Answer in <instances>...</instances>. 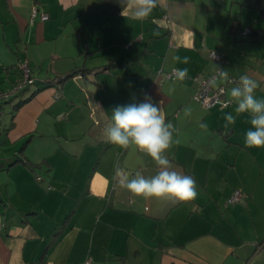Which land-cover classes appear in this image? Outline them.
I'll use <instances>...</instances> for the list:
<instances>
[{
  "label": "crops",
  "instance_id": "0c3cea01",
  "mask_svg": "<svg viewBox=\"0 0 264 264\" xmlns=\"http://www.w3.org/2000/svg\"><path fill=\"white\" fill-rule=\"evenodd\" d=\"M257 1L157 0L138 19L127 0L118 11L99 0H0V90L20 62L35 78L0 103V264H264V148L245 147L250 116L235 103L221 111L193 99L195 78L218 67L211 50L228 75L257 80L264 99ZM172 68L188 77L165 78ZM145 96L173 125L166 154L194 178V200L135 197L115 181L117 168L160 170L104 136L116 106ZM226 113L236 116L227 127Z\"/></svg>",
  "mask_w": 264,
  "mask_h": 264
},
{
  "label": "clouds",
  "instance_id": "9594fccd",
  "mask_svg": "<svg viewBox=\"0 0 264 264\" xmlns=\"http://www.w3.org/2000/svg\"><path fill=\"white\" fill-rule=\"evenodd\" d=\"M133 9L134 17L146 18L156 6L157 0H127ZM175 59L188 64L190 58L176 56ZM175 79L183 81L188 77V69H175ZM218 80L230 82L228 72L218 68L217 74L209 79V87L215 88ZM259 87L257 80L242 75L236 86L230 89V100L223 103L221 111L235 103L237 115L247 113L251 127L245 133L244 144L248 148H264V99L255 95ZM185 115H191V109H185ZM227 125L234 124L236 116L226 113ZM204 127V125H202ZM173 125L166 122L161 101L156 103L150 96H145L142 103L116 106L112 110L111 122L104 128L106 140L122 149L134 146L148 155L160 169L154 176L146 178L137 171L131 177L119 172L118 186L126 189L135 197L166 198L173 202H188L197 196L194 178L174 170L167 150L173 142Z\"/></svg>",
  "mask_w": 264,
  "mask_h": 264
},
{
  "label": "built area",
  "instance_id": "2783aa9c",
  "mask_svg": "<svg viewBox=\"0 0 264 264\" xmlns=\"http://www.w3.org/2000/svg\"><path fill=\"white\" fill-rule=\"evenodd\" d=\"M37 9L33 8L32 14H31V20L34 19V17L37 15ZM41 19L48 18L47 14L41 13L40 14ZM167 21H170L169 16L167 14H164L163 16ZM249 30H245V32H248ZM209 58L216 61L218 63V67L215 70L214 73L202 76L200 78L196 77V92L193 95V99L200 103L204 108H213V107H221L223 103H227L228 100L226 99V92L229 88L236 86V84L239 82V77L228 75L230 78V82L228 81H220L218 80L217 86L215 88L209 87L208 81L210 78L215 76L217 74L218 68L221 70H224V66L226 64V59L222 54H219L215 50H211L209 52ZM176 68H172L168 71L163 72V75L167 79H175V73L174 70ZM53 83H59V79L52 80ZM35 83V78L32 75V71L27 63V61L20 62L18 66V76L15 79V81L12 84V87L8 91L0 90V103L3 101H6L19 93L23 92L30 86H32ZM59 94H55V98H58ZM126 171L122 168H117L115 171V181H119L118 173ZM37 179H40V176L37 177ZM240 194L238 191H235V193L229 197L226 201V203H233L238 200ZM85 264H90L89 261H86Z\"/></svg>",
  "mask_w": 264,
  "mask_h": 264
},
{
  "label": "trees",
  "instance_id": "16d2710c",
  "mask_svg": "<svg viewBox=\"0 0 264 264\" xmlns=\"http://www.w3.org/2000/svg\"><path fill=\"white\" fill-rule=\"evenodd\" d=\"M99 1H100V6H103V5H111V8L114 11H118L124 5V3L123 4L115 3L117 0H99ZM257 4L259 5L260 15L264 16V0H258L257 1ZM72 75H74V74H70L69 76H72Z\"/></svg>",
  "mask_w": 264,
  "mask_h": 264
},
{
  "label": "rangeland",
  "instance_id": "374dc122",
  "mask_svg": "<svg viewBox=\"0 0 264 264\" xmlns=\"http://www.w3.org/2000/svg\"><path fill=\"white\" fill-rule=\"evenodd\" d=\"M54 79H56V78H52V77H51L50 79H46V80H47L46 83L51 82V81L54 80ZM58 84L60 85V83H58ZM31 87L33 88L34 86L32 85ZM31 87H30V88H31ZM18 100H19L18 97H16L15 100H14L15 103H16V101H18ZM8 104H9V103H8ZM6 115H7V117H8V116H9V113L7 112ZM9 118H10V117H9ZM9 118H7V119H9Z\"/></svg>",
  "mask_w": 264,
  "mask_h": 264
}]
</instances>
